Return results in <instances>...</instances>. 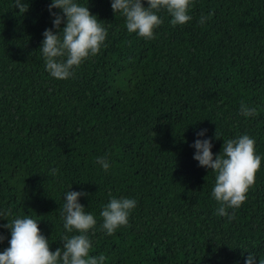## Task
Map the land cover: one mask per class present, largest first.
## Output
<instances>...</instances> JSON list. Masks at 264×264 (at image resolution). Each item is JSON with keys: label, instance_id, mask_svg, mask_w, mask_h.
<instances>
[{"label": "trees", "instance_id": "trees-1", "mask_svg": "<svg viewBox=\"0 0 264 264\" xmlns=\"http://www.w3.org/2000/svg\"><path fill=\"white\" fill-rule=\"evenodd\" d=\"M21 2L28 4L23 15L15 0H0V211L11 210L9 222L37 220L55 251L66 233L64 195L83 191L79 202L97 220L90 255H105V264H245L249 252L259 264L264 0H194L192 20L176 26L162 9L152 40L129 33L112 0H75L108 35L106 47L66 80L49 74L40 49L44 31H58L52 0ZM242 102L257 115H242ZM244 134L254 138L261 167L247 200L228 209L235 212L229 220L217 215L216 173L199 166L192 145L211 138L215 159L224 141ZM98 157L107 159V171ZM113 197L137 206L127 227L107 235L100 212ZM0 234L2 252L11 232L0 227Z\"/></svg>", "mask_w": 264, "mask_h": 264}, {"label": "clouds", "instance_id": "clouds-1", "mask_svg": "<svg viewBox=\"0 0 264 264\" xmlns=\"http://www.w3.org/2000/svg\"><path fill=\"white\" fill-rule=\"evenodd\" d=\"M193 5L194 0H147V6L142 0H112L111 3L113 12H119L126 18L127 31L145 40L155 39V29L164 23L158 15L162 9L170 14V23L176 26L192 20L189 11ZM15 7L19 8L21 15L28 11V4L21 0H15ZM48 8L54 17L53 27L58 31L46 29L40 49L49 74L53 78L66 80L75 75L74 69L106 47L108 33L97 16L90 12L88 5L82 6L75 0H52ZM53 8L62 10V13L52 12ZM211 15L201 16L199 23L203 25ZM240 112L245 117L257 115L256 108L243 102ZM206 132L207 129H202L197 136H204ZM215 136L219 138L216 133ZM192 146L196 149L193 158L199 162V166L216 173L212 196L220 204L217 215L235 219V212L230 214L228 209H238L247 200V193L255 185L256 174L261 167V156L256 154L254 138L244 134L224 141L222 154H216L215 159L211 151V138L197 139ZM97 163L105 171L110 167L105 157H98ZM57 172L58 169L51 170L53 176ZM84 195L87 193L83 191H66L62 210L66 233L61 239L62 247L55 251L50 250L49 240L41 233L37 220L17 217L9 222L6 217L11 210L0 211V217L8 220L0 227L8 228L11 232L10 246L0 252V264H105V255H90L92 242L88 233L95 230L97 220L86 213L79 202ZM136 206L135 199L113 197L100 212L103 218L101 229L107 235H113L120 227H127L130 213ZM74 231L79 234L68 235ZM4 239L0 234V242ZM255 261L256 256L249 252L245 264H255ZM259 264H264V258L259 259Z\"/></svg>", "mask_w": 264, "mask_h": 264}]
</instances>
